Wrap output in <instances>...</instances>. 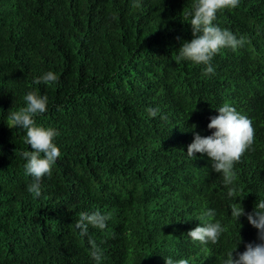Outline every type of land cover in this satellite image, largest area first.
<instances>
[{
    "label": "trees",
    "instance_id": "obj_1",
    "mask_svg": "<svg viewBox=\"0 0 264 264\" xmlns=\"http://www.w3.org/2000/svg\"><path fill=\"white\" fill-rule=\"evenodd\" d=\"M191 6L192 0H0V264H96L89 238L103 249L100 264H151L189 227V213L208 205L225 231L210 243L208 260L194 247L183 253L195 264H222L239 235L234 253L256 240L257 229L244 215L239 228L229 206L239 201L247 212L264 198V0L217 12L215 23L246 39L214 54L212 73L175 60L192 37L184 15ZM49 69L57 82H33ZM30 89L49 98L36 122L60 133L61 154L41 178L59 206H45L28 191L32 177L21 153L31 146L24 129L7 125ZM225 102L255 129L251 149L234 164L236 195L243 196L237 201L219 172L186 153L191 133L209 134L208 119ZM149 106L160 112L150 117ZM99 167L121 183L105 184ZM205 167L206 191L199 186ZM94 209L111 213L105 229L67 231L81 211Z\"/></svg>",
    "mask_w": 264,
    "mask_h": 264
},
{
    "label": "clouds",
    "instance_id": "obj_2",
    "mask_svg": "<svg viewBox=\"0 0 264 264\" xmlns=\"http://www.w3.org/2000/svg\"><path fill=\"white\" fill-rule=\"evenodd\" d=\"M240 3V0H192V6L184 12L187 22L190 23L192 37L184 39L175 56L176 61L190 60L196 64H203L205 73L215 71L211 63L214 54L222 48L236 49L244 44L245 36H237L226 27L215 23L217 12L225 8L231 10ZM59 80L58 74L49 69L40 75L33 76V82L53 83ZM24 105L18 110L11 111L8 115V126L25 130L24 141L31 147L22 151L24 157V172L32 177L27 185L28 191L40 197L44 205L59 206L57 197L53 195V189L47 178H44L48 186H42L43 176L52 174V166L61 150L55 142L60 134L59 129L53 126H45L36 122V116L47 111L49 98L45 94L30 89L23 95ZM147 113L154 117L160 112L159 106H149ZM161 118H165L161 113ZM207 127L212 131L202 135L199 131H193V139L187 144V155L204 160L210 169L219 172L222 183L227 186V195H236L240 189L236 186V170L234 164L240 160L241 154L251 149L254 140V126L247 115L238 111L231 103H222L216 108V114L210 115ZM194 128V127H192ZM100 176L105 184H120L117 174L108 167H99ZM205 167L206 176L199 179V186L206 191L203 182L209 180L210 173ZM113 174V175H112ZM54 180V179H51ZM54 187L55 184L53 183ZM134 191L127 193L130 197ZM237 201V200H236ZM232 203L231 217L241 226L240 217L246 216L247 221L257 229L256 240L245 242L244 249L235 251L241 236L225 253L222 264H264V198L257 199L253 208L245 212L242 204ZM216 209L210 205L203 207L199 212L189 213L192 220L187 223L180 238L169 243L167 249L160 250L153 258L149 259L151 264H195L193 260L183 253L190 247H194L199 256L208 260L210 243H216L225 231V227L216 217ZM111 213L100 209L84 210L79 213L74 223L66 224L67 231L78 230L79 234L85 236L89 228L95 227L105 229ZM182 228H179V235ZM89 255L96 264L103 259V249L95 240L89 238Z\"/></svg>",
    "mask_w": 264,
    "mask_h": 264
}]
</instances>
